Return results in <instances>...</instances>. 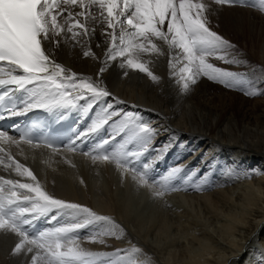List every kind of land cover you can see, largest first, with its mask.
Returning a JSON list of instances; mask_svg holds the SVG:
<instances>
[{"label": "snow or ice", "instance_id": "6c2138e0", "mask_svg": "<svg viewBox=\"0 0 264 264\" xmlns=\"http://www.w3.org/2000/svg\"><path fill=\"white\" fill-rule=\"evenodd\" d=\"M213 6L251 7L264 15V0H0V109L11 115L21 114L15 103L7 108L5 104L14 93L24 92L28 98L22 102L23 112L81 107L87 115L101 99L109 97L111 93L101 84L71 72L50 51L61 46V38L79 43L81 37H91L95 29L89 26L90 22L100 25L108 45L101 74L108 60L120 58L121 68L138 70L159 83L160 77L146 66L150 61L143 57L164 56L162 44L167 49L169 75L184 92L206 78L249 97L264 95V90L246 74L215 63L239 67L245 61L234 54V44L211 28ZM83 54L93 55L90 51ZM81 100L86 104L78 105ZM0 119L4 116L0 115ZM106 126L112 132L98 145L103 151L84 155H91L94 161L114 163L122 174L130 173L139 186L151 189L156 197L175 190L170 188L171 182L185 171L183 167H172L159 179L150 175L168 150V145L161 149L151 147L159 134L156 129L138 113L116 111L108 104L95 113L88 132L77 138L97 133ZM21 141L34 143L28 132H22L16 140L0 131V145H19ZM113 142L116 145L113 149L104 148ZM44 143L55 147L48 141ZM150 151L156 153L155 158L140 163ZM0 167L11 169L22 178L6 179L0 175V232L18 238L11 249L12 256L31 254V264H98L102 258H107L108 264H139L137 254L141 250L135 246L113 252H93L81 247L79 232L85 228L94 229L87 237L88 242L103 245L104 237L122 238L123 229L110 217L49 194L33 171L2 146ZM61 216L68 217L70 222L38 234L28 231L40 218L58 221Z\"/></svg>", "mask_w": 264, "mask_h": 264}, {"label": "bare ground", "instance_id": "6f19581e", "mask_svg": "<svg viewBox=\"0 0 264 264\" xmlns=\"http://www.w3.org/2000/svg\"><path fill=\"white\" fill-rule=\"evenodd\" d=\"M213 7L215 11L210 17L211 28L234 44V54L245 61L243 66L239 67L225 65L219 61L215 63L220 67L246 74L257 87L264 90V15L251 7ZM89 26L95 29L91 37H81L79 43L70 38L67 40L61 38L63 42L59 48H50L56 61L71 72L90 77L106 88L111 95L100 102L111 104L116 111L138 113L143 121L158 131L159 134L151 147L161 149L168 145L163 158L156 162L160 163L162 168L163 159L170 163V169L176 166L183 167L185 169L183 175L187 174L184 181L186 186L188 181L203 175L198 179L204 181L199 189L193 188L191 193H181L182 195L185 194L186 197L195 195L205 198L202 200L220 201L225 203V206L230 205L231 200L240 201L233 205L242 207L239 209L242 210L241 218H237L236 211L230 210V213H227L229 221L226 223L229 228H232L233 221L244 223L242 227L249 223L246 226V234L239 239L231 238L228 248H223L225 250L220 252L219 256L215 257L213 253L205 257L204 254L205 259L201 257L204 262L201 259V262L191 260L189 263L264 264V257L258 256L259 250L255 246L256 241L263 238L261 244L264 247V201L261 199L262 204L258 203L261 197L264 198V95L249 97L242 91L225 88L206 78H201L189 91H182L176 80L169 75L167 49L162 44L161 46L165 48L164 56L143 57L145 61H150L146 66L160 77L159 83L153 82L145 73L138 70L121 68L120 58L115 61L108 60L106 70L101 74L99 70L105 67V52L108 45L100 25L90 22ZM84 51H90L93 55L86 57ZM7 146L8 149L5 151L33 171L43 190L56 198L87 206L97 214L108 216L123 229L122 238L104 237L106 243L103 245L88 242L87 237L93 233V228L82 229L79 232L81 247L93 252H113L116 249L135 246L141 250L137 254L139 264H180L178 258L182 257H178V254L173 255L174 258L169 256L162 257L163 261L160 259L157 254L159 251L153 246L150 237L155 234L156 225H161L162 222L159 220L157 222V219L150 215H140L138 206H134L136 203L129 202L124 190L120 189V181L124 180L125 184L130 182V185H138L130 173L122 174V170L117 169L114 163L94 161L91 157L69 151L48 150L21 142L19 145ZM82 164L84 165L81 166ZM237 167L245 168V172L251 170L252 176L259 174L257 175L259 178L253 185L247 183L250 188L245 183L247 179L245 176L243 185L246 184L252 192H245L244 195L238 192L234 198L235 191L220 186L231 177V172L229 176L225 173L226 170L232 171ZM191 168H194V171H191ZM102 173L106 174V181L101 179ZM0 175L6 179H22L11 169L3 167H0ZM123 176L126 177L122 179ZM174 194L176 193L172 195ZM210 205L213 206L212 203ZM216 207L214 205L212 208ZM250 215L255 216L247 220ZM61 218V225L70 222L68 217ZM257 218L259 220L256 221ZM201 233L203 235V232ZM212 236L213 234L211 238ZM16 242L18 238L14 234L0 232V264H31V254L11 255V249ZM214 247L215 245L208 247L209 251H213ZM154 248L157 249V253ZM209 251L207 252L210 253ZM163 255L165 256V252ZM98 264H108V259L102 258Z\"/></svg>", "mask_w": 264, "mask_h": 264}, {"label": "rangeland", "instance_id": "374dc122", "mask_svg": "<svg viewBox=\"0 0 264 264\" xmlns=\"http://www.w3.org/2000/svg\"><path fill=\"white\" fill-rule=\"evenodd\" d=\"M244 36L246 37V35H244ZM252 38H247V39L251 40ZM150 161H152V160L149 159L148 162H150ZM83 165L84 164H82L81 166H83ZM45 168H47V167L45 166ZM168 170H170V168ZM230 172H231V177L226 181V183L222 184L223 186L222 185L220 186L221 188L229 187V188H231L232 192L235 191V192H233L234 195L232 194L234 196V198L239 193H243V195H244L245 192L246 193H248L250 191L252 192V190L249 191V189L247 187L249 186L251 188L250 185H253V183H255V182L257 183L256 180H257V178H259V176H257V175H259V174L252 176L253 174H251V173H253V172H251V170L248 172H245V168H243V167L242 168L237 167L235 169H232V171L227 169L225 173L230 176ZM96 173L98 174L99 172L96 171ZM254 173H255V171H254ZM250 174H251V176H250ZM245 176L247 177V179ZM125 177L123 176L122 179H124ZM253 177H255V178H253ZM101 179L103 181H106L107 180L106 174L102 173ZM239 179H240V181H239ZM244 179H246L245 180L246 184L247 183H251V184L250 185L247 184L248 186L246 184L243 185ZM127 181H131V180H127ZM184 181H185V178L183 179V185L181 184V187H184V185L186 186V184H185L186 182L184 183ZM232 182H233V184H232ZM238 182H240V183H238ZM125 183H126L125 180L120 181L119 187L121 190H124V193L126 195V199L128 198L129 202L134 201L136 203V204H134V206L135 207L138 206V208H139L138 213L142 216L150 215L153 219H157V222H158V220L162 222V224L160 222L161 225H156V228L154 229L155 234L153 236H151L152 238L150 237L152 244L153 243L155 244V245L153 244V246L158 249L159 253H157L158 252L157 249L154 248V250L158 254V256L161 257L160 259L162 261H163L162 257L168 258L169 256L173 257V255L178 254V257L181 256L183 258V259L178 258V260H180V264H185L187 262L189 263V262H191V260H192V262H193V260L194 261L196 260L195 262H197V261L201 262L202 258L205 259L206 256H208V255L211 256V255H213V253H214L215 257L219 256L220 252H222L226 248H228L229 241L231 238L239 239L244 234H246V232H245L246 226L249 223H247L245 226L242 227V225H244V223L240 224L241 222H234L233 221L234 224H232V228H229L227 225L228 223H226L229 221V219L227 220V218L229 217L228 214L230 213V210L236 211L237 215H238L237 218L238 217L241 218L242 210H239V209H242V207L233 205L234 203H239L240 201L236 200V201L232 202V200H231V201H229V203L231 202V204L230 205L228 204V206H225L224 205L225 203H221L220 201L202 200L205 198L195 196V195H189L186 197L185 194L182 195L181 193H191L193 188H191V192H184L183 189H182V191L179 190V188H181L180 186L176 187V188L174 187L175 190L178 189V191H176V192H172V190H168V192H171V193H165V195L163 197H156L153 194V191L147 187H141V186L132 185V184L130 185V182L127 184H125ZM237 183L240 184V186H238ZM230 185H232V187ZM212 188H210V189H212ZM213 190H214V188L212 189V191ZM238 190H240V191H238ZM117 193H118V191L116 190L115 194H117ZM173 193H176V194L172 195ZM190 196H191V198H190ZM263 196H264V194H263ZM192 198L194 200H192ZM199 198H200V200H199ZM242 199H243V197H242ZM260 200L263 202L264 198L261 197L258 200V203L262 204V202H260ZM204 201L206 202L205 204H204ZM242 201L243 200H241V203H242ZM166 202L170 203V205L167 204ZM213 202L216 203L217 205L214 204ZM210 203H212L213 206H211V205L209 206ZM214 205H215V207L217 206L219 208H217V207L212 208V207H214ZM208 207H210V208H208ZM231 207H233V208H231ZM238 207H240V208H238ZM215 209H217V210H215ZM254 216L255 215H250L249 218H247V220H250L251 219L250 217H254ZM166 218H168V219H166ZM257 220H259V218H257L256 221ZM228 228L230 229V231L228 230ZM201 232H203V235ZM231 233H233L232 234L233 236L231 235ZM206 234H208V235H206ZM211 234H213L212 238H211ZM208 236H210V237H208ZM227 236H229V237H227ZM214 237H215V239H214ZM262 239L263 238H260L259 240H257L255 243V246H257V249L259 250L258 256L264 257V247L261 244L263 242ZM219 241H220V243H219ZM156 245H157V247H156ZM212 245L213 246L215 245V247H214L215 249L213 251L212 250L209 251L208 247H210ZM223 248H225V249L223 250ZM176 251H177V253H175ZM207 251H209L210 253H208ZM160 252L163 254L165 252V256L163 254H161ZM180 252L183 256L180 255ZM171 254H172V256H171ZM189 254L192 256L191 257L188 256ZM204 254H205V257H204ZM203 259H202V262H204ZM181 260H182V262H181ZM263 261H264V259H263ZM254 262H257V261H254Z\"/></svg>", "mask_w": 264, "mask_h": 264}]
</instances>
